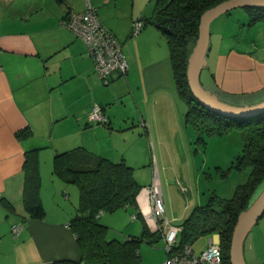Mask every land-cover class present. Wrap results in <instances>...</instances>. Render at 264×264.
Returning a JSON list of instances; mask_svg holds the SVG:
<instances>
[{
	"label": "crops",
	"instance_id": "crops-1",
	"mask_svg": "<svg viewBox=\"0 0 264 264\" xmlns=\"http://www.w3.org/2000/svg\"><path fill=\"white\" fill-rule=\"evenodd\" d=\"M86 1L96 7L100 22L121 43L127 60V73L114 74L104 84L83 40L61 22L70 11L83 10ZM151 10V0H0V264L80 258L69 227L78 193L52 173V160L56 153L83 147L111 160L120 156L135 167L136 154L121 153L114 139L115 116L110 117L112 108H106L111 97L127 90L140 95L135 105L140 126L145 133L157 132L156 101L149 105L148 98L172 92L163 54L166 39L150 24L131 36L134 22ZM252 48L230 47L216 52L212 61L207 49L202 70L206 69L208 81L200 79L202 86L234 105L264 101V55H256ZM167 55L169 59L168 51ZM93 103L102 106L106 123L89 120ZM31 149H38L45 212L41 219L31 218L22 200V164ZM156 163L154 158L152 170ZM133 174L137 177L136 169ZM137 203L143 205L141 196ZM141 219L151 232L156 230L151 220ZM13 225H22L17 234Z\"/></svg>",
	"mask_w": 264,
	"mask_h": 264
},
{
	"label": "trees",
	"instance_id": "trees-1",
	"mask_svg": "<svg viewBox=\"0 0 264 264\" xmlns=\"http://www.w3.org/2000/svg\"><path fill=\"white\" fill-rule=\"evenodd\" d=\"M223 1L151 0L150 15L142 16L138 21L142 26L153 25L166 39L173 82L187 104L185 122L199 134H223L233 127L240 131L241 151L230 167L249 170L245 183L235 188L231 198L211 194L205 204L194 206L190 214L177 224L181 228L177 236L179 248L190 245L202 235L217 233L223 262L231 264L230 245L237 218L264 188V112L233 117L211 111L193 97L186 77L188 57L198 37L200 17L204 11ZM245 9L250 22L264 19V7L247 6ZM22 169L25 211L31 218L41 219L45 212L40 198L38 149L25 152ZM52 173L78 188V206L69 227L80 250L78 260L58 259L52 264H141L139 242L145 239L154 243V236L161 237L160 230L151 232L142 221L139 236L130 235L124 240L107 239L108 227L99 221L102 212L120 208L133 211L135 218H143L137 195L144 186L136 181L133 167L123 158L113 161L83 147H75L54 155Z\"/></svg>",
	"mask_w": 264,
	"mask_h": 264
},
{
	"label": "rangeland",
	"instance_id": "rangeland-1",
	"mask_svg": "<svg viewBox=\"0 0 264 264\" xmlns=\"http://www.w3.org/2000/svg\"><path fill=\"white\" fill-rule=\"evenodd\" d=\"M249 18L248 11L239 7L220 14L210 22L208 43L210 61L216 52H226L230 47L238 49L254 47L252 49L256 55H264L262 51L264 19L250 22ZM164 41L163 54L167 62L172 92H167L166 96L164 94L158 97V94H155L147 97L149 105L156 101L158 129L155 133L158 135L153 131L145 133L140 126L135 108L137 96L140 100V95L136 96L127 90L115 98L111 97L106 108H112L113 113L110 117L115 116L112 122L118 133L113 136L122 149L121 153L127 157L130 153L136 154L135 167H132L137 171L135 179L140 185L145 186L152 182V179L151 182L141 180L153 177L152 162L155 158L157 162L155 175L159 184L161 181L166 216L172 224H178L190 214L194 206L205 204L211 194L231 198L235 188L247 180L249 170L230 167L242 147L238 128L233 127L223 134H199L185 122L187 104L179 96L173 83L166 40ZM200 79L203 83L208 81L206 69L202 70ZM99 81L101 84L105 82L100 77ZM140 105H144V102ZM105 139L102 141H106ZM120 159L119 156L113 161ZM69 186L77 191L76 198L78 196L79 201L78 188L74 184ZM132 212L120 208L100 214L99 221L108 227L107 239L124 240L130 235L141 234L142 219L139 217L131 219ZM210 237L213 238L214 234L202 235L191 242L193 252L199 253L205 249ZM153 239L154 243H148L144 239L138 244L141 264H159L166 257L162 237L154 236ZM242 249L246 264H264V215L250 228L244 238Z\"/></svg>",
	"mask_w": 264,
	"mask_h": 264
},
{
	"label": "built area",
	"instance_id": "built-area-1",
	"mask_svg": "<svg viewBox=\"0 0 264 264\" xmlns=\"http://www.w3.org/2000/svg\"><path fill=\"white\" fill-rule=\"evenodd\" d=\"M61 22L83 40L95 71L103 81L107 82L114 74L127 73L128 65L121 43L100 22L96 7L86 1L83 10L70 11ZM141 27L142 23L135 21L131 34H137ZM88 118L92 122H107L102 106L97 103L91 105ZM141 125H144L142 121ZM155 173L156 169L153 167L151 184L142 187L137 198L140 196L143 198V205L138 204L142 216L147 221L151 220L161 232L166 257L159 264H224L219 239L210 237L207 247L199 253H194L188 244L178 247L177 236L181 228L177 224H172L166 216L160 184ZM133 218L134 215L131 216V219ZM21 228L22 225H13L12 232L17 234Z\"/></svg>",
	"mask_w": 264,
	"mask_h": 264
},
{
	"label": "water",
	"instance_id": "water-1",
	"mask_svg": "<svg viewBox=\"0 0 264 264\" xmlns=\"http://www.w3.org/2000/svg\"><path fill=\"white\" fill-rule=\"evenodd\" d=\"M247 6L264 7V0H225L204 11L200 17L198 37L191 49L187 62L186 77L193 97L209 110L233 117L250 116L264 112V101L252 105H234L222 101L216 94L207 91L202 86L200 74L206 64L205 56L209 45L210 22L220 14ZM262 215H264V188L237 218L230 245L231 264H246L242 249L243 241L252 225Z\"/></svg>",
	"mask_w": 264,
	"mask_h": 264
}]
</instances>
